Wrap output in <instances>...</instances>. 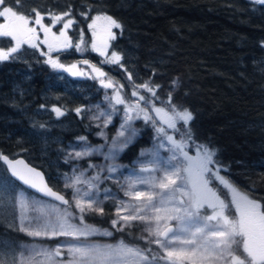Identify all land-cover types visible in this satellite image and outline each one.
I'll list each match as a JSON object with an SVG mask.
<instances>
[{
  "label": "trees",
  "instance_id": "obj_1",
  "mask_svg": "<svg viewBox=\"0 0 264 264\" xmlns=\"http://www.w3.org/2000/svg\"><path fill=\"white\" fill-rule=\"evenodd\" d=\"M0 8L27 19L66 15L73 31L86 44L91 18H112L119 29L114 31L108 52L119 54L120 63L110 64L89 49L87 57L122 84L121 95L127 105L131 90L138 92L133 86L138 81L154 90L150 98L140 93L151 105L164 107L172 114L190 113L188 123L177 121L173 135L181 143L199 148L207 157L208 168L210 164L218 166L226 180L254 202L264 216V2L0 0ZM49 70L45 62L29 58L20 64L0 63V156L23 158L44 174L51 189L62 193L59 176L67 171L64 145L75 139L88 145L97 141L92 137L91 124L74 113V108L82 105L74 95L58 102L68 118L65 128L44 124L40 113L36 117L32 114L29 105L48 106L51 102L44 98L54 97L44 93L50 87L44 81ZM141 111L147 118L144 109ZM145 118L134 123L138 135L122 151L119 161L124 165L135 160L154 139L155 124L150 117ZM0 176L10 179L1 163ZM205 178L231 217L226 190L208 171ZM113 206L105 201L100 212H87L84 220L108 229ZM139 231L133 225L114 237L153 254L155 248L143 240ZM0 237L22 240L2 224ZM233 253L244 256L245 264H252L238 238Z\"/></svg>",
  "mask_w": 264,
  "mask_h": 264
},
{
  "label": "rangeland",
  "instance_id": "obj_2",
  "mask_svg": "<svg viewBox=\"0 0 264 264\" xmlns=\"http://www.w3.org/2000/svg\"><path fill=\"white\" fill-rule=\"evenodd\" d=\"M6 18L17 20L37 35V46L44 54L61 53L59 56L70 57V63L80 64L86 85L96 86L86 95L94 100L87 102L83 115L94 128L92 137L97 143L88 145L75 139L64 145L67 171L59 179L62 193L67 195L66 206L30 193L9 176L10 179L0 176V224L22 237L19 241L0 237V264H245L244 256L233 253L237 238L251 263L264 261V249L250 240L251 226L243 222V215L255 203L235 189L218 166L210 164L208 168L207 157L199 148L183 144L173 135L177 121L188 123L190 113L172 114L164 107L151 105L140 93L150 98L154 90L138 81L133 84L138 92L132 88L128 106L121 95L122 84L87 57L89 49L110 64L120 63L119 54L108 52L114 31L119 29L112 18H91L87 44L73 31L66 15L27 19L0 8L3 39ZM4 42L21 50L23 57L36 54L27 48L29 43L21 47L7 39ZM141 109L153 120L155 136L135 160L124 165L119 161L122 151L138 135L134 123L146 116ZM55 124L65 128V123ZM206 171L226 190L231 217L208 185ZM105 201L114 204L110 227L101 229L86 222L84 215L100 212ZM133 225L155 248L153 254L114 237ZM168 226L173 227V232L162 240L160 234ZM258 232L257 238L264 241V230Z\"/></svg>",
  "mask_w": 264,
  "mask_h": 264
},
{
  "label": "flooded vegetation",
  "instance_id": "obj_3",
  "mask_svg": "<svg viewBox=\"0 0 264 264\" xmlns=\"http://www.w3.org/2000/svg\"><path fill=\"white\" fill-rule=\"evenodd\" d=\"M15 22L18 23L17 20L14 19H4L3 21V30H4V38L8 40L9 43H17L21 47H25L26 44L21 45L22 43H29L30 46H27V48H30L31 50H35L36 54H28L23 57L21 50H16L13 47L6 46V42H4L6 39L0 38V63H24L26 60L33 59L38 61H43L47 64V66L51 69L49 71H46V78L44 79L45 83L49 85V88H46L44 90V93L54 95V97H48V99L44 98V100H49L51 102L50 105L46 106L44 103H32L29 105L31 107L32 114L35 115L36 113H40V116L42 117V122L47 125H54L55 123H66L68 118L64 112L63 107L60 105V101L67 100L68 95L76 96L82 100L81 106H76L74 108V113L76 115L82 116V119L84 121H87L84 117V110L83 108L86 106L87 102H92V99L86 98V95L88 91H92V88L94 89V86L91 84L86 85V80L81 78L82 70L79 63H70V57H65L64 55L59 56L61 53L53 52L52 55L44 54L41 47L37 46V38L38 36L35 34H31L30 31L23 28L27 32V35L24 39H17L14 37L13 34H16V30L12 28V24L15 26ZM69 33V30H68ZM9 45V44H8ZM18 52V53H17ZM64 53V52H62ZM66 55V54H65ZM85 55V54H84ZM86 57V56H85ZM79 58V57H78ZM80 59V58H79ZM75 60V59H73ZM65 62H69L67 66H64ZM63 68H76L78 69V77L75 79L70 78L69 76L63 74L61 72V69ZM90 79V78H89ZM91 80V79H90ZM39 81V80H38ZM62 94V95H59ZM98 94L95 96V100L97 99ZM34 117L32 118L31 122H33ZM89 122V121H87ZM58 125V124H55ZM264 220V216L260 214L258 207L255 206L247 213L243 215V222L244 225L251 226L250 230V240L259 248L264 249V241L262 237L257 238L258 231L264 230V226L262 225V221ZM250 221V223H248ZM248 229V228H247ZM261 262L260 264H263Z\"/></svg>",
  "mask_w": 264,
  "mask_h": 264
},
{
  "label": "water",
  "instance_id": "obj_4",
  "mask_svg": "<svg viewBox=\"0 0 264 264\" xmlns=\"http://www.w3.org/2000/svg\"><path fill=\"white\" fill-rule=\"evenodd\" d=\"M12 24V28L16 30L11 33L17 39H24L27 32L22 29L17 22ZM61 72L72 79L78 77V69L76 68H63ZM0 163L3 165L8 176L16 182L19 186L37 195L40 198L46 199L55 204L66 206L68 204L65 196L49 187L45 180L44 174L37 168L29 165L23 158L17 157L10 159L4 155L0 156ZM173 232V227L168 226L160 234V238L165 240Z\"/></svg>",
  "mask_w": 264,
  "mask_h": 264
}]
</instances>
